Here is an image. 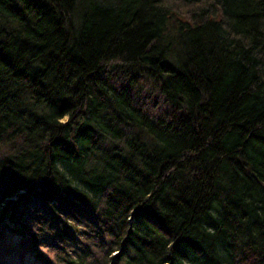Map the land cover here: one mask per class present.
Listing matches in <instances>:
<instances>
[{
  "label": "trees",
  "instance_id": "obj_1",
  "mask_svg": "<svg viewBox=\"0 0 264 264\" xmlns=\"http://www.w3.org/2000/svg\"><path fill=\"white\" fill-rule=\"evenodd\" d=\"M0 248L264 264V0H0Z\"/></svg>",
  "mask_w": 264,
  "mask_h": 264
},
{
  "label": "rangeland",
  "instance_id": "obj_2",
  "mask_svg": "<svg viewBox=\"0 0 264 264\" xmlns=\"http://www.w3.org/2000/svg\"><path fill=\"white\" fill-rule=\"evenodd\" d=\"M0 254H4V250H2L1 248H0ZM12 255H13V263H15V264H29V263L20 262L17 255H14V254H12ZM0 259H2V258L0 257ZM0 261H1L0 264H4L2 260H0ZM7 264H11V263H7Z\"/></svg>",
  "mask_w": 264,
  "mask_h": 264
}]
</instances>
